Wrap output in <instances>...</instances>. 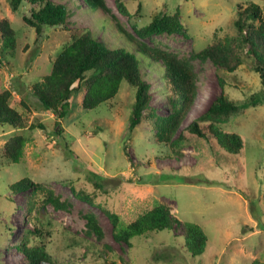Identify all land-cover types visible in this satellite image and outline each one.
<instances>
[{
    "label": "rangeland",
    "instance_id": "obj_1",
    "mask_svg": "<svg viewBox=\"0 0 264 264\" xmlns=\"http://www.w3.org/2000/svg\"><path fill=\"white\" fill-rule=\"evenodd\" d=\"M54 1L69 8L68 27H46L40 39H36L34 29L11 10L8 0H0V16L9 18L18 27L16 50L11 55L0 51V87L12 90L10 102L27 123L20 130L0 127V264H25L18 249L24 234L28 235L30 245L44 244L58 264H250L255 259L264 264V103L232 115L221 125L224 131L243 138L239 154L224 152L214 141L193 138L184 143L181 156L166 157L167 146L155 143L148 122L128 132L133 92L123 81L112 105L104 103L94 110H85L80 93L69 115L61 120L64 140L59 141L52 129L56 116L39 110L30 85L49 72L54 56L73 33L89 28L101 39L114 35L109 28H101L97 12L73 4L74 1L86 8L82 0ZM105 1L132 32L114 0ZM125 3L130 11L141 5L140 17L135 19L139 25L149 23L160 10L172 14L179 9L188 37L161 34L144 42L180 57H188L193 50L235 35L234 21L239 8L254 3L264 13V0H125ZM250 63L245 59L230 73L208 60H194L198 96L181 128L203 113L220 93L218 77L225 80L224 92L229 99L264 95L259 76ZM160 68L161 64H144L141 70L151 85L152 105L163 115L169 103ZM40 123L45 128L30 127ZM17 134L27 137L24 160L10 163L4 159L2 148ZM65 141L70 153L63 146ZM92 170L101 180L91 174ZM24 177L52 189L61 200L70 203L68 209L56 210L50 204L42 208L38 202L42 195H31L30 190L11 193L9 186ZM139 179L155 182L142 184ZM93 182L103 187L96 195L97 200L106 201V208L117 212L125 222L159 201L180 221L200 225L208 237L204 252L195 255L187 252L181 229L176 233L163 230L134 237L131 247L117 243L107 215L97 206L75 198L70 190L73 183L90 191ZM29 202H33L31 210ZM86 213L96 216L102 239L85 234ZM34 229L38 233H33Z\"/></svg>",
    "mask_w": 264,
    "mask_h": 264
},
{
    "label": "trees",
    "instance_id": "obj_2",
    "mask_svg": "<svg viewBox=\"0 0 264 264\" xmlns=\"http://www.w3.org/2000/svg\"><path fill=\"white\" fill-rule=\"evenodd\" d=\"M82 2L86 8L75 4L74 1L73 4L76 8L97 12L100 15L101 28H109L114 37L101 39L89 28L73 33L54 56L49 72L41 80L30 85L32 94L38 100L39 110L50 111L56 116L52 129L59 141L64 140L61 120L69 115L80 93L82 108L94 110L104 103L112 105L124 81L133 92L128 132L134 131L142 122H148L154 131L155 143L167 146L166 157L181 156L184 143L193 138L214 141L219 149L230 155L240 153L244 145L241 135L224 131L221 125L227 123L232 115L264 103L262 93L251 94L243 100L229 99L224 92L226 82L218 77L220 93L203 113L190 120L184 127L181 126L198 96L197 75L192 64L194 60H208L217 68L234 73L245 59H249L250 66L258 74L261 88L264 90V13L258 4L251 3L238 9V17L234 21L235 35L213 41L203 49L193 50L188 57H180L175 52L144 42L153 35L161 34H181L188 37V30L181 21L179 9L172 14L160 10L152 16L149 23L139 25L135 19L140 17L141 5L138 4L134 11H130L125 0H114L118 12L127 18L132 29L130 32L105 0ZM8 3L24 24L34 29L36 39H40L46 27H68L69 8L63 3L54 0H8ZM26 9L28 13L25 12ZM17 36L18 27L9 18L0 16L1 53L11 55L16 50ZM144 64H161V78L168 90L169 103L163 115L152 105L151 85L143 78L141 70ZM12 97V90L0 87V127L25 129L27 123L12 106ZM21 103L25 106L23 100ZM30 127L45 128L41 123L32 124ZM26 142L27 137L23 134L11 136L2 148L4 159L10 163L24 160ZM63 146L70 153L66 141ZM91 174L96 179L100 177L93 170ZM138 182L153 184L155 180L139 179ZM92 186L93 189L89 191L70 183V190L75 198L97 206L107 215L112 225L113 239L117 243L131 247L134 237L163 230L176 233L181 229L187 252L192 255L204 252L208 237L203 228L193 222L180 221L167 205L155 202L150 208L138 211L134 219L125 222L117 212L106 208V201L104 203L97 200L96 195L102 190V185L93 182ZM9 190L13 194L29 190L31 195L41 194L42 198L38 202L42 208L50 204L56 210H66L70 206L69 202L61 200L52 189L34 183L29 177L14 182L9 186ZM32 208L33 202H29L28 209ZM83 216L86 220L85 234H94L97 239H102V228L94 213H86ZM33 233L38 231L34 229ZM18 249L24 255L25 264H58L44 244L30 245L27 234L22 236ZM250 264L260 263L255 259Z\"/></svg>",
    "mask_w": 264,
    "mask_h": 264
}]
</instances>
